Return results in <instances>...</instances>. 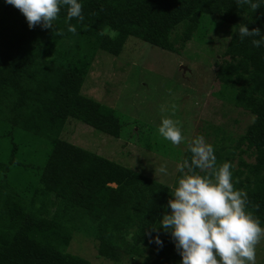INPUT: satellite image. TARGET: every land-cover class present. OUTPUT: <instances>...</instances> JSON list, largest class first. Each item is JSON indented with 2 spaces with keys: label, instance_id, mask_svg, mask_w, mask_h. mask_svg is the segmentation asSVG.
I'll use <instances>...</instances> for the list:
<instances>
[{
  "label": "trees",
  "instance_id": "1",
  "mask_svg": "<svg viewBox=\"0 0 264 264\" xmlns=\"http://www.w3.org/2000/svg\"><path fill=\"white\" fill-rule=\"evenodd\" d=\"M80 2L83 21L68 20L62 6L51 29H29L23 14L0 0V264H93L68 250L78 234L108 264H180L172 238L159 228L173 190L69 142L66 133L83 124L119 139L128 126V117L84 92L103 54L120 57L130 38L179 54L205 41L213 26L224 30L210 61L222 104L215 115L227 121L208 123L206 136L217 166L231 163L234 189L246 193L245 210L264 228V46L252 45L259 37L241 40L238 31L243 23L264 35V5ZM237 116L248 119L245 127ZM160 139L152 145L157 151ZM191 155L187 150L180 162L191 163ZM157 232L162 248L148 243L147 233Z\"/></svg>",
  "mask_w": 264,
  "mask_h": 264
},
{
  "label": "rangeland",
  "instance_id": "2",
  "mask_svg": "<svg viewBox=\"0 0 264 264\" xmlns=\"http://www.w3.org/2000/svg\"><path fill=\"white\" fill-rule=\"evenodd\" d=\"M211 28L214 30L208 31L205 41H193L175 55L135 38L127 41L120 57L103 54L100 64L93 66L90 86L84 92L128 117V126L122 136L115 139L79 124L66 133V139L137 173L153 177L173 190L179 172L177 164L182 163L180 159L188 150V143L197 135L212 142L213 138L206 136L208 123L220 125L227 121L215 115L222 104L214 96L220 85L210 67L213 55L218 57L217 49L224 30L216 26ZM211 62L213 64V60ZM163 118L180 121L184 137L181 144L173 145L159 135L158 127ZM237 118L245 127L248 119ZM232 129L236 134L243 131L242 128ZM158 135L162 145L157 151L152 145ZM161 164H166L167 175L155 171ZM68 250L93 264H108L96 257L95 245L82 234L74 236ZM255 264H264V237L256 245Z\"/></svg>",
  "mask_w": 264,
  "mask_h": 264
},
{
  "label": "clouds",
  "instance_id": "3",
  "mask_svg": "<svg viewBox=\"0 0 264 264\" xmlns=\"http://www.w3.org/2000/svg\"><path fill=\"white\" fill-rule=\"evenodd\" d=\"M25 17L29 29L41 25L51 29L62 6H67V19L83 21L80 0H4ZM251 10L264 5V0H237ZM67 31L75 34L77 28L69 24ZM240 39H252L254 47L264 46L260 29L251 31L241 23ZM175 106H173L174 114ZM158 133L173 145L184 140L179 120L163 118ZM191 163L186 159L177 164L181 176L177 180L171 198L167 201L165 214L159 220V228L170 235L180 264H255L256 245L264 237L260 221L245 210L246 193L234 189L232 165L224 162L217 166L214 148L202 135L188 143ZM204 172L201 175L196 171ZM155 171L167 175L166 164ZM148 243L163 247L159 233H147Z\"/></svg>",
  "mask_w": 264,
  "mask_h": 264
},
{
  "label": "water",
  "instance_id": "4",
  "mask_svg": "<svg viewBox=\"0 0 264 264\" xmlns=\"http://www.w3.org/2000/svg\"><path fill=\"white\" fill-rule=\"evenodd\" d=\"M185 68L183 67V70H184ZM185 71H186V69H185Z\"/></svg>",
  "mask_w": 264,
  "mask_h": 264
}]
</instances>
